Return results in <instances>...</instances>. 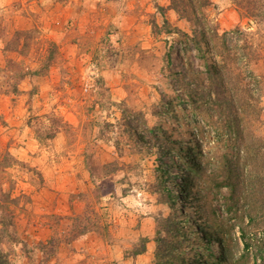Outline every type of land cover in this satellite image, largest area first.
I'll return each instance as SVG.
<instances>
[{"label":"rangeland","instance_id":"rangeland-1","mask_svg":"<svg viewBox=\"0 0 264 264\" xmlns=\"http://www.w3.org/2000/svg\"><path fill=\"white\" fill-rule=\"evenodd\" d=\"M210 1L199 18L218 35L242 32L246 69L233 64L242 50L214 41L197 50L184 37L191 12L170 0H0V220L12 222L0 225V250L9 264H153L157 238L180 242L187 262L212 264L220 248L205 234L227 231L238 256L239 222L218 186L230 149L213 125L234 117L264 147V17ZM217 52L219 86L206 72ZM230 98L247 105L229 107ZM161 140L175 151L162 154ZM186 151L200 152L196 172ZM93 213L102 234L73 238L72 218Z\"/></svg>","mask_w":264,"mask_h":264},{"label":"trees","instance_id":"trees-1","mask_svg":"<svg viewBox=\"0 0 264 264\" xmlns=\"http://www.w3.org/2000/svg\"><path fill=\"white\" fill-rule=\"evenodd\" d=\"M237 8L245 10L250 16H261L264 17V0H233ZM172 8L177 11H188L191 12V21L194 25L192 30V35L184 34L185 38L189 40L194 47L199 50L200 44H204L207 49L210 47L212 41L220 44V46L225 47V51H230L231 49L242 50V57L237 59L232 57L231 63L237 65L243 69L247 68L246 57L249 56L247 53L248 46L240 43L239 38L242 32L239 29H235L228 35L227 32H223L218 35L209 26L208 21L205 16H200V11L211 5L210 0H170ZM188 9V10H187ZM198 13V14H197ZM166 24L167 21L164 20ZM234 35L236 37H234ZM240 39V40H239ZM240 43V44H239ZM226 45V46H225ZM228 45V46H227ZM246 45V44H245ZM247 47V48H246ZM250 49V48H249ZM217 60L213 59L212 62L206 66V72L211 75V84L219 86L220 84L215 81L217 79L222 80V67L223 66V52L219 54L217 52ZM235 58V59H234ZM240 61L241 65L237 63ZM215 81H213V80ZM215 86V87H217ZM196 88V85H195ZM195 88L190 89L191 93L196 94ZM195 89V90H194ZM194 90V91H193ZM188 94L191 99V103L196 104L199 102L194 94ZM215 92H217L215 90ZM219 95V92L217 93ZM208 97H211V92L208 90ZM227 99L225 104L229 107L235 108L236 104L239 108L244 109L247 105L245 101L236 99ZM258 99V98H257ZM256 99V101H257ZM217 106H219L217 104ZM223 114L228 117V113ZM240 122V121H239ZM217 138L219 141H228L229 152L223 154L220 158L221 161V182L218 186L225 187L229 190V200L231 204L228 207V211L234 212L237 216L236 221L239 224L234 225L238 227L239 240L241 242L242 248L238 256L233 257L228 245L229 234L228 231L225 232V236L222 238H217L210 236V234H205V240L207 246L210 243L215 242L220 248L219 254L211 252L214 258L212 264H264V147L260 144V139L254 137L248 140L243 135V130L239 128V123L234 119V117L223 118V121L218 122V125H213ZM221 131L222 134H218ZM224 136L226 139H224ZM174 142L167 143L166 141H159L158 148L161 149L162 154L173 153ZM179 149V148H178ZM198 154L196 152H185L183 155L184 163L186 164L187 171H194L200 169V162L198 161ZM200 156V155H199ZM185 187H189L188 178H184ZM189 185V186H188ZM182 187L184 191L186 188ZM4 194H2L3 197ZM9 199V197H8ZM8 201V200H5ZM2 207V208H1ZM0 209L5 210V207L0 202ZM95 220L90 221L89 219H80L78 216L72 218V231L74 236L78 237L89 232H96L102 234L101 231L104 230L103 223L101 222V216L97 213H93ZM0 220L1 230L7 231L9 227L12 226V222L9 217H4L2 215ZM83 220L85 223L83 224ZM140 241H145L141 238ZM164 239L157 238L156 252L154 254L155 262L153 264H210L208 260H194L187 262V260L182 256L180 251V242L167 243L162 246ZM145 252V245L134 252V255H140ZM0 264H9L7 257L0 250Z\"/></svg>","mask_w":264,"mask_h":264},{"label":"crops","instance_id":"crops-1","mask_svg":"<svg viewBox=\"0 0 264 264\" xmlns=\"http://www.w3.org/2000/svg\"><path fill=\"white\" fill-rule=\"evenodd\" d=\"M147 253H148V249H147V251H145V253L137 255L136 258L134 259V262L137 263L138 259H140L139 257H146Z\"/></svg>","mask_w":264,"mask_h":264}]
</instances>
